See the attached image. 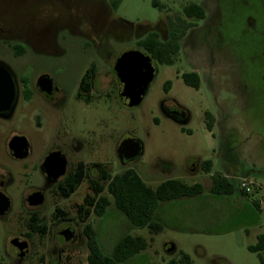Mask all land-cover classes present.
Segmentation results:
<instances>
[{
	"label": "rangeland",
	"instance_id": "374dc122",
	"mask_svg": "<svg viewBox=\"0 0 264 264\" xmlns=\"http://www.w3.org/2000/svg\"><path fill=\"white\" fill-rule=\"evenodd\" d=\"M115 1L106 0V3L120 21L129 23L126 29H145L138 37L127 36L125 28H121L126 33L124 40L108 37L109 45L119 56L134 50L146 53L137 40L148 34L147 27L167 14L173 16L171 19L176 18L174 15L184 18L182 9L189 3H203L212 19L194 33L192 48L189 40L182 39V47L172 64L155 61L156 76L138 104H121L110 88L99 96L92 90V115L88 109L81 113L84 121L81 134L87 137L92 125V162L107 166L111 176L120 172L123 167L116 162L117 142L122 137L133 136L142 143L143 151L127 167L154 188L169 177L188 184L202 183L201 171L190 176L185 168L197 157L213 160L214 151L219 149L222 172L235 175L248 171L244 178L250 182V191L243 195H220L204 187L202 195L160 202L156 216L162 229L152 234L146 227L133 228L121 218L113 203L103 216L94 214L93 204L98 196L110 195L106 191L108 178L99 179L92 170V212L83 213L82 217L97 231L99 244L105 251L128 232L147 240V247L140 253L150 254L155 260L169 258L163 251V242L168 240L176 248L173 256L186 253L192 264H259V253L250 251L248 246L264 232V0H155L157 6L153 5L154 0H120L114 9ZM16 20L18 29H47L40 24L39 17ZM186 20L202 23L195 17ZM167 25L161 23L160 28L168 29ZM151 31L159 35L158 29ZM82 43V38L60 30L55 45L49 42L43 47L46 53H28L7 60L19 76L30 77L47 71L60 83L72 85L91 58L83 52ZM57 48L65 50V54L54 53ZM100 60L92 49V61L99 64ZM190 61L193 64L200 61L206 66L203 65L206 69L201 71L198 89L186 85L177 72L190 68ZM166 81L170 83L168 91ZM167 97L175 99L187 111L185 124L180 125L162 113L160 105ZM207 112L218 116L220 124L213 126L211 132L206 127ZM9 125L32 136L29 122L19 113ZM3 131L0 121V132ZM5 156L0 137V158ZM215 170L216 165L211 172ZM233 177L240 181L238 176ZM210 184L207 182L205 186ZM76 252L87 251L82 246ZM260 253L264 254V250Z\"/></svg>",
	"mask_w": 264,
	"mask_h": 264
},
{
	"label": "flooded vegetation",
	"instance_id": "af4514ba",
	"mask_svg": "<svg viewBox=\"0 0 264 264\" xmlns=\"http://www.w3.org/2000/svg\"><path fill=\"white\" fill-rule=\"evenodd\" d=\"M18 17H39L40 24L47 29H18ZM161 17L145 28H150L147 33L153 32L152 28L158 29L159 37L166 39L168 29H161L160 24H168L173 16ZM211 19L209 13L200 19L201 24L192 23L181 38L180 49L182 39L189 40L192 48L194 33L209 25ZM125 26L128 27V23L113 14L106 0H0V60L10 67L7 69L0 63V74L4 68L11 76L14 91L8 108L0 110V121L4 125L0 137L6 155L0 158V264H90L92 255L86 227H92L82 215L92 212V170L101 176L102 170L108 168L92 162V125L87 137L81 134V124H84L81 113L88 109L92 115V90L99 96L101 91L110 88L119 100L115 69L120 53L107 39L112 36L124 40L126 33L121 31ZM60 30L82 38L83 52L90 54V61L79 79L66 86L47 71L30 77L19 76L7 58L46 53L43 47L49 42L55 45ZM126 30L127 36L136 37L145 32V29ZM92 49L101 59L99 64L92 61ZM54 53L63 55L65 50L57 48ZM203 65L200 61L196 64L190 61V68L177 72L181 78L196 73L201 83V71L206 69ZM205 81L211 83L208 79ZM0 106L4 107L5 103ZM160 108L165 116L172 114L177 120L188 118L187 111L171 97L164 99ZM18 113L29 122L32 136L11 129L9 122ZM213 118V126L220 127L218 117L213 115ZM125 138L136 139L122 137L117 142L116 162L122 170L137 158L120 159L117 149ZM217 151L213 160L197 157L185 168L190 176L202 172V183H198L203 187L216 177L226 176ZM214 165L216 170L211 172ZM155 219L158 221L156 215ZM170 245L172 241L163 242L167 259L155 260L150 254L138 253L124 264H181L180 255L173 256L176 248L167 250ZM82 246L87 252L77 253Z\"/></svg>",
	"mask_w": 264,
	"mask_h": 264
},
{
	"label": "trees",
	"instance_id": "16d2710c",
	"mask_svg": "<svg viewBox=\"0 0 264 264\" xmlns=\"http://www.w3.org/2000/svg\"><path fill=\"white\" fill-rule=\"evenodd\" d=\"M119 2L120 0L115 1L114 9ZM153 5H158L155 0ZM182 11L186 17H176L168 21V37L166 39L160 38L156 32H150L137 40V45L142 47L154 61L162 64H172L180 49L181 38L192 25L186 18L202 19L206 15L203 5L197 3L185 5ZM182 78L187 85L193 88L199 87L200 79L196 73L185 74ZM169 84V81H167L165 88ZM213 124L214 118L207 112L206 127L209 131L212 129ZM101 178H108L106 191L111 198L107 195L98 196L93 204L94 214L103 216L107 207L113 203L114 207L129 224L138 228L146 227L150 233H156L162 229L161 223L155 219L160 202L195 196L204 191L201 183L188 184L178 178H166L152 188L131 167H126L112 176L109 175L108 170L103 169L99 179ZM209 191L220 195L247 194L240 187L239 180L229 176L214 178ZM253 204H256L255 201H253ZM86 235L90 255H92L90 264H124L148 245L143 236L126 232L113 242L108 251H105L99 244L95 229L87 226ZM248 249L252 252H258L259 264H264V254L260 253L264 250V232L257 235L256 242L249 245ZM180 262L181 264H192L190 256L183 252L180 254Z\"/></svg>",
	"mask_w": 264,
	"mask_h": 264
},
{
	"label": "water",
	"instance_id": "95a60500",
	"mask_svg": "<svg viewBox=\"0 0 264 264\" xmlns=\"http://www.w3.org/2000/svg\"><path fill=\"white\" fill-rule=\"evenodd\" d=\"M0 63L5 68L10 69L9 65L4 61L0 60ZM115 72L118 77L119 100L125 105H136L141 101L150 83L155 78L157 64L144 52L137 50L127 51L119 56ZM11 82V76L5 73L4 68H2V74H0V103H5V106H0V110L8 108L13 98L14 91ZM166 116L179 124H185L188 120V118L177 120L172 114H166ZM142 151V143L134 138L123 139L117 149L121 160L133 159L140 155ZM174 249V245L167 247V250Z\"/></svg>",
	"mask_w": 264,
	"mask_h": 264
},
{
	"label": "crops",
	"instance_id": "0c3cea01",
	"mask_svg": "<svg viewBox=\"0 0 264 264\" xmlns=\"http://www.w3.org/2000/svg\"><path fill=\"white\" fill-rule=\"evenodd\" d=\"M218 117V116H217ZM224 127V126H223ZM222 127V128H223ZM221 131H222V133H224V129H221ZM210 132H211V130H210ZM218 152V156L221 154V150H218L217 151ZM228 152V151H227ZM232 156V155H231ZM230 157V156H229ZM226 176H229V177H233V176H238V177H236V178H239V179H241V178H244V177H247V175H248V171H246V170H243L242 172H240V173H238V174H235V175H228V174H225ZM204 187H210V186H205L204 185ZM208 189V188H207ZM203 193V192H202ZM202 193L201 194H199V195H202ZM199 195H195V196H199ZM195 196H189V197H181V198H178L177 200H183V199H185V198H192V197H195Z\"/></svg>",
	"mask_w": 264,
	"mask_h": 264
},
{
	"label": "built area",
	"instance_id": "2783aa9c",
	"mask_svg": "<svg viewBox=\"0 0 264 264\" xmlns=\"http://www.w3.org/2000/svg\"><path fill=\"white\" fill-rule=\"evenodd\" d=\"M239 182H240V187L244 191H246V192H249L250 191V185H249L250 182H248L246 178H241Z\"/></svg>",
	"mask_w": 264,
	"mask_h": 264
}]
</instances>
